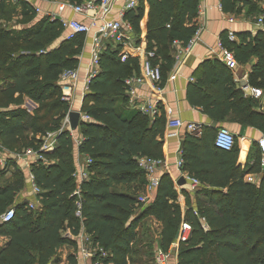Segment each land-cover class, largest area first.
I'll use <instances>...</instances> for the list:
<instances>
[{
    "label": "trees",
    "instance_id": "trees-1",
    "mask_svg": "<svg viewBox=\"0 0 264 264\" xmlns=\"http://www.w3.org/2000/svg\"><path fill=\"white\" fill-rule=\"evenodd\" d=\"M199 3L149 0L145 39L147 50L154 52L150 60L154 67H159L163 86L176 63L173 43L179 41L182 47L187 46L197 30ZM144 17L143 5L125 16L133 26L137 43L141 40ZM37 18L34 7L28 3L15 5L11 0H0V145L14 153L29 149L39 152L44 135L61 131L70 106L62 101L60 77L64 71L80 67L86 44L84 35L63 41L64 29L59 20ZM16 19L17 26L9 27ZM222 42L235 53L240 64L256 54L260 63L255 71L264 83L263 32L250 40L242 36L240 45L227 37ZM120 52V47L109 45L102 53L99 72L82 103V111L91 121L80 124L83 141L79 152L93 161L89 168L91 179L81 186L84 221L76 215L75 142L70 131H64L59 134L55 151L43 153L48 163L34 161L32 165L35 184L42 189V206L38 210L18 202L25 185L24 173L16 168L11 171V165L7 169L0 167V220L9 209L16 210L13 221H0V237L8 239L0 249V264H51L61 247L74 244L63 233L69 230L77 235L82 227L109 253L104 264H152L143 258L152 245L146 249L138 243L131 245L141 219L147 216L161 224L160 247L165 252L176 241L183 221L191 224L189 240L178 248V264H264L263 154L258 150L250 167L235 169L240 151L238 138L233 151L220 150L214 145L217 131L211 127H205L201 137L185 135L181 146L182 171L196 177L199 165L204 166L203 173H230L229 180H204L201 176L203 188L195 192L196 206L188 195L189 208L183 212L173 182L162 174L155 202L134 218L140 205L139 192L147 184L137 159H163L166 120L162 116L151 120L133 109L126 115L131 108L125 81L139 75L140 60L130 57L123 62ZM188 97L191 105L200 108L212 121L225 122L232 113L230 123L250 119L264 130V115L251 114L252 99L237 89L231 72L220 62L205 65L203 77L190 88ZM24 99L38 106L33 114L23 108ZM211 146L222 153L215 160V167L210 160H203L204 152ZM9 173L12 176L6 180ZM247 174H260V184L246 182ZM120 186L132 192H117L115 189ZM195 211L205 219L208 232Z\"/></svg>",
    "mask_w": 264,
    "mask_h": 264
},
{
    "label": "crops",
    "instance_id": "crops-1",
    "mask_svg": "<svg viewBox=\"0 0 264 264\" xmlns=\"http://www.w3.org/2000/svg\"><path fill=\"white\" fill-rule=\"evenodd\" d=\"M85 0H81L84 2ZM200 5L203 6L205 17L202 19L204 22V32L202 35L201 42H199L193 49L192 53L187 55L181 63L174 66V68L168 73L167 79L164 85V93L163 96L159 97L154 95L148 86H144L140 89V95L142 97L148 99L156 100L158 106L161 110L160 117H164L166 120V131L164 137V157L163 159L168 162L169 167L164 168L162 170V174H166L169 176L170 180L173 182L175 186V190L178 195V204L180 205L183 212L188 209L187 205V196L191 195L192 205L196 206V198L195 193H192L190 189V185L187 182L184 185H179V180L182 178V172L178 170L176 167V161L179 158V152L181 150L182 142L184 140L185 135L187 134L185 131L178 130H170L167 127V122L169 120L167 116V111L172 112V119H179L186 123H195L203 125V127H211V125L216 122L212 121L207 115H205L200 108H197L189 102V91L190 88L197 84V81L203 77L205 73V65L220 62L224 65L221 60V51L218 49V43L222 41L223 37L229 38L230 35H235L237 37L236 43L240 45L241 37H255L259 32L264 33V26L259 25V19L261 17L264 18V0H225V5H223V0H199ZM149 1L143 6L145 10V17L141 22V40L137 43L138 46H141L144 49H147L146 43V33H147V23L149 17ZM36 7H42L46 12H57L58 5L55 2H48L43 0L36 1ZM38 7V8H39ZM121 7H116L110 15L109 19H114L117 17ZM66 18H76L81 19V17L74 16L70 11H66L64 13ZM91 39L92 36H88L86 38L87 46L85 47V51L83 52V57L81 58L80 64V75L84 79L88 72V66L90 62V48H91ZM85 60V61H84ZM143 61V55L139 59ZM260 63V59L256 56V54H252L250 59L245 64H240L238 62V67L234 71H230L233 76V81L237 87V89L244 92L245 96L250 97L254 103V106L251 107V114H263L264 115V83L262 81V76L257 74L255 69L258 67ZM259 89L263 92V96L260 98H255L253 96V90ZM82 91H83V82L82 80L76 87L74 92V107L78 105L77 110L80 112L82 110ZM27 100V101H26ZM25 105H29L33 103L29 99H24ZM36 105L35 103H33ZM37 106V105H36ZM132 109H129L126 112V115H130ZM30 113V112H29ZM234 114L231 113L232 117ZM230 117L227 118L225 122H216L218 127L215 129L218 131L221 128L228 129L238 138V145L240 148L238 160L233 166L236 168L246 169L247 165L249 167L253 164L257 151L260 150L262 154L264 153L260 141L264 139V130L260 129L259 126L254 125L252 121H245L244 123L241 121H237L236 123H230ZM150 118V117H149ZM151 120H154L150 118ZM212 128V127H211ZM213 129V128H212ZM83 135L78 129L76 132H73V139L75 142V151H74V164L75 171L80 169L85 161L87 156L84 154H80L79 147L80 141L82 140ZM204 152V159L211 161V166L215 167L217 159L221 157L222 153L215 147H209ZM3 152V153H2ZM2 153V158L6 161L7 165H11V171L13 169H18L25 176V185L24 189L18 196L19 203H28L30 204L34 198V189H33V181H32V165L34 161L31 158L22 159L19 158L18 155H22V152H11L8 149L4 148ZM264 155V154H263ZM1 157V156H0ZM1 158V159H2ZM208 163V162H207ZM222 164V163H220ZM219 164V165H220ZM221 166V165H220ZM3 169V167L0 165ZM229 168V166H226ZM263 168V167H262ZM204 166L196 167L197 173L196 179L200 181V177L203 176L204 180L213 179L216 181H226L229 177L230 173L223 174L221 173H203ZM230 169V168H229ZM250 169V168H249ZM232 170V167L231 169ZM203 171V172H202ZM203 173V175H202ZM12 173L7 174L6 180L10 179ZM227 176V177H225ZM229 180V179H228ZM236 179H232L234 181ZM245 181L251 184L259 185L261 182L260 174H247L245 176ZM201 183V182H200ZM146 190V185L144 186ZM203 188L201 185L198 190ZM207 189H220L217 187L206 186ZM120 193H131L132 190L130 188H126L124 186L117 187L115 189ZM139 192L140 197L144 192ZM158 190L154 195V201L149 205H139L138 210L136 211V215L134 218L138 217L142 211L152 206L157 198ZM204 199V197H202ZM154 227V229H153ZM161 224L152 216H147L141 219L138 229L136 231L135 240L131 243L134 245L138 243L140 247L146 249L148 246H151V251L148 250V256L143 257L144 259H148L152 262V264H156V253L161 249ZM177 240V239H176ZM8 239L5 237H0V249L6 245ZM73 245H65L61 247L58 251L57 258L51 264H75L76 262H80V252L79 246L77 242L72 241ZM176 242V241H175ZM174 242V243H175ZM169 252H172L173 257L172 260H177V253L175 254L174 247L171 246Z\"/></svg>",
    "mask_w": 264,
    "mask_h": 264
},
{
    "label": "built area",
    "instance_id": "built-area-1",
    "mask_svg": "<svg viewBox=\"0 0 264 264\" xmlns=\"http://www.w3.org/2000/svg\"><path fill=\"white\" fill-rule=\"evenodd\" d=\"M149 0H85L81 3H72L68 1L55 2L58 6L57 12H49L47 16L55 21L59 20L63 29L64 37L63 41H73L78 36H92L91 48H90V62L88 66V72L83 79V91L82 98L89 92V86L92 79L98 74L100 68V58L102 53L107 49L109 45L120 47V57L123 62L128 58H141L143 55V61L140 60V73L139 75L128 78L125 81V88L128 95L129 106L133 110H137L142 114L149 116L152 119L160 117L161 110L158 106V102L153 99H146L140 95V89L144 86H148L154 95L159 97L163 96L164 86L162 85V74L159 67H154L151 63V58L154 57V52H149L147 49L138 46L134 36V30L131 23L125 20V16L128 12L137 11L142 5H145ZM12 3L18 5L20 3H28L34 7L36 12H40L39 8L34 6V0H11ZM123 2L121 9L114 19H109L112 15L116 5ZM70 11L74 16L81 17L66 18L64 13ZM205 17L203 6L199 3L198 15H197V30L188 43L187 46L182 47L179 41L173 43V50L175 52V66L181 63V61L189 54L192 53L194 47L201 42L204 32V22L202 19ZM259 25L264 26V18L259 19ZM228 40L231 43L237 41L235 35H230ZM218 49L221 51V60L229 71H234L238 67V61L235 53L224 46L223 42L218 43ZM79 69H70L63 72L60 77L62 84V101L70 106V112L74 111V92L77 85L80 82ZM253 96L260 98L263 96V92L259 89L253 90ZM69 112V114H70ZM69 114L65 117L62 123V129L60 132H48L42 137L40 151H34L32 149L22 152V155H18L19 158L27 159L31 158L33 161H48L43 157V153L54 152L58 146L59 134L64 131L70 130V118ZM81 121L88 122L91 118L87 116L82 110L80 111ZM169 118L167 127L170 130L185 131L187 134L201 137L204 127L200 124L186 123L179 119H172V112L167 111ZM73 137V131H70ZM83 138L80 141L82 144ZM237 137L231 131L225 128H221L217 131L214 145L216 148L223 151H233L236 145ZM260 145L264 151V139L260 141ZM4 151V148L0 145V152ZM3 153V152H2ZM0 157V165L3 169H7V163ZM264 154V153H263ZM2 158V159H1ZM138 165L146 175V190L138 198L140 204L149 205L154 201V195L160 187L162 170L168 168V162L164 159H155L149 157H142L137 159ZM93 164L91 158L87 157L84 165L75 171L74 177L76 179L77 189L74 193L76 198L75 206L77 208L76 215L81 221H84L82 216V204L83 193L81 186L85 182H89L92 173L89 171L90 166ZM262 167L264 168V155L262 159ZM176 167L182 172L181 176L186 179L190 185L192 193H195L201 183L195 177L184 173L182 171L184 167L183 151L179 152V158L176 161ZM34 200L29 204L31 210H38L42 204V189L35 184V178L32 176ZM195 215L200 219L203 229L208 232L209 228L205 223V219L200 217L197 211ZM16 217V210L14 208L9 209L2 217L1 223H10ZM192 233V226L190 223L183 221L181 224L177 240L173 243L175 254L178 252L179 245L189 240ZM63 237L71 241L77 242L80 252V262L75 264H104L103 260L109 257V253L97 242L94 241L91 234H89L85 227H82L81 231L77 235H73L71 231L66 230L63 233ZM172 252H165L162 249L156 253V264H178L176 260H172Z\"/></svg>",
    "mask_w": 264,
    "mask_h": 264
},
{
    "label": "rangeland",
    "instance_id": "rangeland-1",
    "mask_svg": "<svg viewBox=\"0 0 264 264\" xmlns=\"http://www.w3.org/2000/svg\"><path fill=\"white\" fill-rule=\"evenodd\" d=\"M36 1L37 0H34V6H37V5H35L36 4ZM43 1H47V0H43ZM49 2V1H48ZM51 2V1H50ZM122 4H123V2H121V3H118L117 5H116V10H117V8L118 7H121L122 6ZM144 6V5H143ZM38 7H39V5H38ZM39 10H40V12H36L37 13V19H39V18H42V17H46L47 16V13L48 12H46L45 11V9L44 8H42V7H39ZM48 17V16H47ZM18 19H16V20H14L11 24H9V27H16L17 26V23H18ZM63 37H64V35H63ZM87 41H86V44H85V47L87 46ZM84 51H85V49H84ZM83 57V55H81L80 56V59ZM85 61V60H84ZM81 64V63H80ZM78 69H80V67L78 68ZM80 72V71H79ZM80 81L82 80V82H83V78L81 77V75H80ZM62 94H63V92H62ZM27 101V100H26ZM26 103L25 102H23V108H25L28 112H30V113H34L35 112V110L38 108V106H36V105H34L33 103H30L28 106L27 105H25ZM77 108H78V105L76 104L75 105V109L74 110H77ZM44 113H47V112H44ZM76 132V131H75ZM39 138H41L40 136H37V139H39ZM142 205H144V204H142ZM145 206V205H144ZM153 229H154V227H153ZM155 230V229H154Z\"/></svg>",
    "mask_w": 264,
    "mask_h": 264
},
{
    "label": "water",
    "instance_id": "water-1",
    "mask_svg": "<svg viewBox=\"0 0 264 264\" xmlns=\"http://www.w3.org/2000/svg\"><path fill=\"white\" fill-rule=\"evenodd\" d=\"M62 40H63V37H62ZM69 118H70V130L69 131H77L80 127V124L84 121H81V115H80V112L78 111H72L70 112L69 114ZM211 127L213 129H217L218 125L216 122H214ZM186 179L184 177H182L180 180H179V185H184L186 184Z\"/></svg>",
    "mask_w": 264,
    "mask_h": 264
}]
</instances>
